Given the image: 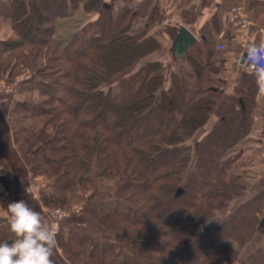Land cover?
Here are the masks:
<instances>
[{"label": "trees", "instance_id": "obj_1", "mask_svg": "<svg viewBox=\"0 0 264 264\" xmlns=\"http://www.w3.org/2000/svg\"><path fill=\"white\" fill-rule=\"evenodd\" d=\"M117 1L0 3V27L8 29L0 33V79L33 69L38 80V100L16 104L11 128L15 143L39 148L32 173L52 189L45 203L65 207L67 198L55 200L53 189L86 190L95 172L97 180L118 182L111 200L80 213L105 236L86 226L68 238L60 233L62 252L71 264H264L256 242L264 191L243 200L240 172L258 108L255 76L241 73L238 97L196 152L191 141L223 96L225 53L213 49L211 35L180 58L171 48L166 88L165 64L143 61L160 48L148 34L162 21L159 10ZM83 13L90 24L57 35Z\"/></svg>", "mask_w": 264, "mask_h": 264}, {"label": "crops", "instance_id": "obj_2", "mask_svg": "<svg viewBox=\"0 0 264 264\" xmlns=\"http://www.w3.org/2000/svg\"><path fill=\"white\" fill-rule=\"evenodd\" d=\"M3 1L6 0H0V3H3ZM135 1L138 4H136V7L150 2L159 10L162 21L150 29L148 34L156 39L161 48L172 45L173 38L170 32L179 29L180 26H185L189 29L197 37V41L204 38L205 35L213 36L215 38L213 49L215 48L217 54H220L217 51V46L221 44L225 46L224 57L226 62L220 74V78L225 81L223 96L208 122L191 141V145H193L194 150L197 152L200 138L214 128L233 98L238 97V81L241 73L244 71L234 60L240 54L243 55L247 44L252 43L256 28H264V0ZM118 4L126 6L125 0H123V3L118 0ZM236 7H243L246 12L247 19L250 22L246 28L238 27L232 23L231 11ZM74 19L84 22V25L81 27L83 28L90 24L92 18L88 15L84 16L83 13L76 15L72 20ZM79 29L67 21L64 27L58 30L57 35L70 37ZM7 30L4 26L0 27V33H4ZM149 57H146L143 61L146 62ZM165 67L167 70H172L173 68L171 65V52L170 59L166 62ZM34 83V80L29 81L22 91L12 95L6 103L0 105V203L6 208L8 203L24 199L31 207L41 212L49 222L47 211L50 207L45 203L43 194L47 195L52 189L48 186V189L42 190V199H36L34 197L35 194L28 190L29 185L33 182L39 185V181H42L46 185L42 176L38 175L35 177L32 173V159L38 153L39 148L35 145L15 143L11 128L16 104L24 101L34 102V89L27 90L30 86L34 87ZM259 102V107L255 110L253 116L254 129L247 142L242 146L247 163L240 172L243 173L248 188L245 196L242 197L243 200L251 198L259 191H264V163L258 159L259 154L264 151V101L261 103L262 100L259 99ZM255 116L257 120H254ZM99 182L101 181H94L93 185L86 190L77 187L67 193L53 189L55 200L66 197L67 201L65 205H70L75 204L71 203L73 200L81 199L78 203H84L86 208L90 205L93 196L97 192L95 186ZM26 189L28 190L27 192ZM114 190L111 191V195L103 196L102 201L111 200ZM233 208L234 205L232 204L230 209L219 214L217 220L224 218ZM262 213L264 217V206ZM216 223L217 221H215ZM79 226L89 227V229L96 230L105 236V231L90 219L88 212L74 215L70 219L63 221L61 224V235L68 238ZM0 236L7 241H10L12 238L11 233L5 227H0ZM56 239L57 247L54 251L55 264H71L59 246L58 237ZM256 242L261 246L264 245V229L258 234Z\"/></svg>", "mask_w": 264, "mask_h": 264}, {"label": "clouds", "instance_id": "obj_3", "mask_svg": "<svg viewBox=\"0 0 264 264\" xmlns=\"http://www.w3.org/2000/svg\"><path fill=\"white\" fill-rule=\"evenodd\" d=\"M245 54L243 68L255 76L264 92V38L247 44L243 57ZM0 227H5L12 237L0 242V264H55L57 233L27 201L10 202L6 208L0 203Z\"/></svg>", "mask_w": 264, "mask_h": 264}, {"label": "built area", "instance_id": "obj_4", "mask_svg": "<svg viewBox=\"0 0 264 264\" xmlns=\"http://www.w3.org/2000/svg\"><path fill=\"white\" fill-rule=\"evenodd\" d=\"M231 20L232 23H234V25L242 28H246L250 24L243 7H236L231 11ZM262 38H264V28H256L255 37L252 42L258 43ZM217 51L220 53L225 52V46L223 44L218 45ZM170 52H171V46H164L163 48L160 47L159 49L153 51L150 55H148L150 57L146 60L145 63L159 61L166 64V62H168L170 59ZM241 59H242V54L237 56L234 62L238 64L244 72L248 73L247 71L244 70L243 65L240 64ZM171 73H172L171 69H168L166 71L165 80H164V85L166 88H169L171 86V80H172ZM18 86H19V81L8 82L7 80L0 79V105L6 103L10 99V97L17 92ZM254 120H257L256 116L254 117ZM258 159L262 163H264V151L259 154ZM28 190L35 194L34 197L36 199L43 198L41 194L43 190V185H38L33 182L29 185ZM84 208H85L84 203H77V204L65 206L64 208L54 207L48 209L47 211L48 219L51 227L57 233L56 237H58L61 233L62 222L67 219H70L74 215L80 214L84 210Z\"/></svg>", "mask_w": 264, "mask_h": 264}, {"label": "rangeland", "instance_id": "obj_5", "mask_svg": "<svg viewBox=\"0 0 264 264\" xmlns=\"http://www.w3.org/2000/svg\"><path fill=\"white\" fill-rule=\"evenodd\" d=\"M120 2L123 3V0H120ZM125 2H126V5H129L131 7L137 8L136 7L137 3H136L135 0H125ZM117 5H119L118 1H117ZM116 9H117V12H118V8H116ZM84 16H85V14H84ZM69 23L72 26L76 27L77 29L81 28L84 25V22H79L77 19L71 20V21H69ZM63 37H65V36H63ZM17 75H18V77H16L14 80H12V81H19V86H18L17 92L15 94H18L20 91H22L25 88V85L29 81L34 80L35 81V83H34V87L35 88L30 86L29 88H27V90L29 91V90H33L34 89L35 94H34V98L33 99H34V102H36L38 100V80H37L35 71L33 69H26V70L22 71L21 73H19ZM237 96H238V94H237ZM259 99H261L262 100L261 103H263V101H264V92H261V90H260V92H258V95H257V98H256L257 107H259V103H260ZM93 180L94 181L97 180L96 172L93 174ZM39 182H40L39 185H43V190L48 189V187L42 181H39ZM117 185H118L117 181H111V182H109V181H101V182H99L95 186V190H97V192L93 196V198L91 200V203L101 202L103 200V196L111 195V191L114 190ZM95 190H93V191H95ZM95 199H96V201H95ZM79 200H81V199H75L71 203L77 204L79 202ZM70 205H73V204H70ZM66 206H69V205H66ZM55 208H64V206H62V207L61 206H57Z\"/></svg>", "mask_w": 264, "mask_h": 264}, {"label": "water", "instance_id": "obj_6", "mask_svg": "<svg viewBox=\"0 0 264 264\" xmlns=\"http://www.w3.org/2000/svg\"><path fill=\"white\" fill-rule=\"evenodd\" d=\"M197 43V37L185 26H180L178 29V33L176 34L175 38L172 41V51H173V56L175 58H180L185 56L190 48H192L195 44ZM246 58L243 57L241 59V65L244 64V59ZM182 193V191L179 189L177 191V195L179 196ZM262 226L264 227V220L262 222Z\"/></svg>", "mask_w": 264, "mask_h": 264}]
</instances>
